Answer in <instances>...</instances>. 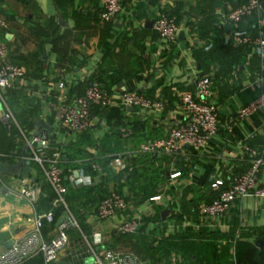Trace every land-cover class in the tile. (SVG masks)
Segmentation results:
<instances>
[{
    "label": "crops",
    "instance_id": "1",
    "mask_svg": "<svg viewBox=\"0 0 264 264\" xmlns=\"http://www.w3.org/2000/svg\"><path fill=\"white\" fill-rule=\"evenodd\" d=\"M241 2L244 0H121V9L110 24L99 19L100 0H50L47 7L38 0H0V14L7 22L6 28H0V36L8 46L7 58L26 70L16 87L26 90L31 106L38 103L34 120L50 124L53 139H48L49 152L62 154L66 146L79 143L92 154L82 159L117 155L135 166L142 154L136 151L142 137L163 135L181 119L178 93L192 86L202 73L212 78L210 98L218 109L217 128L203 148L184 145L176 160L157 156L165 169L154 192L160 195L157 200H135L124 178L111 177L105 182L110 177L107 169L92 171L86 161L75 158L83 163L71 168L73 187L105 182L108 191L121 189L127 207L105 220L96 218L95 206L82 210L85 231L70 226L68 242L50 264H93L91 244L132 250L149 264H234V236L247 232L243 238L256 242L255 236L264 226V197L237 199L218 218L200 213L212 176L243 171L248 166L244 145L264 137L263 108L243 118L237 114L258 92L256 53L231 41L232 31L249 29L254 18L234 24L226 17L227 11ZM157 6L179 8L178 24L183 33L173 42L161 40L151 28ZM195 50L211 51L214 58L200 61ZM92 74L102 76L110 99L92 110L89 128L66 130L55 117L56 104L82 92ZM125 89L142 90L164 105L160 109L123 106L121 93ZM138 121L133 136L119 133L120 126ZM36 127L34 122L24 129L30 134ZM7 131L10 134L11 128ZM14 137L13 151L19 155L24 142L19 129ZM176 171L179 174L171 176ZM27 174L46 183L38 165L33 164ZM20 177L0 174V250L11 238L32 228L34 209L45 210H38L37 203L33 208L18 194ZM260 177L264 179V165ZM195 205L197 211L193 212ZM165 206L169 211L162 219L160 212ZM134 216L139 230L119 233L117 222ZM55 232L53 224L42 227L45 238ZM38 256L25 264H41L35 259Z\"/></svg>",
    "mask_w": 264,
    "mask_h": 264
},
{
    "label": "built area",
    "instance_id": "2",
    "mask_svg": "<svg viewBox=\"0 0 264 264\" xmlns=\"http://www.w3.org/2000/svg\"><path fill=\"white\" fill-rule=\"evenodd\" d=\"M101 8L99 19L103 22L111 21L121 9V0H100ZM262 0H245L231 7L226 14L227 19L237 24L249 17L254 18L249 29L236 28L231 33V41L236 45L252 48L258 58V70L255 77L257 94L238 108L240 118L249 116L264 107V10ZM151 28L154 33L165 42H173L178 37L179 24L176 16L166 7L157 6L154 10ZM7 22L0 14V28H6ZM8 46L0 36V122L7 130L15 124L23 141L28 142L27 157L32 165L36 163L39 170L52 191L49 208L43 211L34 209L31 217L32 228L26 233L13 237L9 244L0 250V264H25L37 255L41 256V264H50L56 257L60 248L68 242V228L79 227L77 220L68 207L66 200L67 185L63 181L64 168L62 154L58 150L48 151V139L45 135L33 138L39 145L28 141V134L18 125L13 111L8 104L5 91L14 87L25 76L24 66L7 58ZM63 85L62 82L59 83ZM212 93V78L209 74H199L194 78L193 85L183 87L178 93L181 119L170 125L163 135L148 137L142 140L137 152L155 155L167 154L176 160L184 145L194 148H203L215 133L218 123V109L210 96ZM109 91L97 79L87 82L84 90L75 94L71 99L62 98L55 107V117L63 128L70 131H84L91 123V112L97 106L108 103ZM123 106L145 107L160 109L163 102L147 95L138 89H125L121 93ZM122 136H129L133 129L131 125L119 127ZM248 166L243 171L232 172L228 176L216 173L210 180V187L214 191L210 201L201 204L200 213L206 218H218L229 210L231 204L245 196L264 197V179L260 174L264 165V150L250 144L244 145ZM19 155L0 152V163H9L7 158H18ZM20 157V156H19ZM93 170L102 172L103 165L94 158H84ZM109 168L128 172L133 165L120 156H110L107 161ZM1 174V173H0ZM179 174L173 172L171 176ZM70 185L75 186V179L71 173L66 174ZM17 192L25 198L33 208L39 196H46L40 182L35 178H19ZM160 195L154 194L149 200H157ZM61 207L59 215L56 208ZM127 207L126 196L116 190L99 200L95 206V215L98 220H105ZM45 224H53L56 232L50 238L42 234ZM139 226L137 217L120 220L116 229L121 234L134 233ZM82 234H84L82 232ZM84 236H86L84 234ZM91 260L93 264H149L141 259L138 254L129 249H118L110 245L99 247L90 245Z\"/></svg>",
    "mask_w": 264,
    "mask_h": 264
},
{
    "label": "trees",
    "instance_id": "3",
    "mask_svg": "<svg viewBox=\"0 0 264 264\" xmlns=\"http://www.w3.org/2000/svg\"><path fill=\"white\" fill-rule=\"evenodd\" d=\"M168 11L176 16V20L178 22L179 8L174 7L168 9ZM110 22L111 21H108V23ZM154 34L155 36H157L156 33ZM228 47H230L229 44ZM211 53L213 52L202 51V50L194 51V55L200 61L202 59L207 60L210 57L214 58ZM91 79L99 80L101 84L106 88V85L104 84L101 75L92 74L88 77L87 82ZM5 94L8 97V104L13 111L14 117L18 125L24 130V132H26V130L24 129L26 125L34 124V122L36 123V121L34 120V115H35L34 111L36 110L38 103L34 104V106H31L32 98L28 96L25 89H23L22 87H16V85L14 87L8 88L5 91ZM139 125H140L139 121L132 123L131 126L133 132L131 136H133L135 133L138 132L137 127ZM7 132L8 131L6 130L4 124L0 122V152L15 154L13 151L16 147V143L14 141L15 138L14 135L16 132H18V127L15 124H13L11 126V133L8 134ZM153 136H159V135H147V136L144 135L141 141L148 137H153ZM248 144L252 146H256L260 150L261 149L264 150V137L261 136L259 139H257V141L252 140L251 142H248ZM20 150H19V156H20ZM104 151L105 150H103V152ZM64 153L66 154V158L63 159L62 166L63 168H66V170H64V175H63V181L67 185L66 200L70 211L72 213L75 212L77 214L78 224L83 231H85L84 230L85 226L81 220L82 210L85 209L84 208L85 206H87V208L92 207V205L96 206L101 198L109 194L110 191H108V189L103 185L109 178L116 176H118L119 178H124L125 182L127 183L128 187L130 188L133 194V198L135 200L144 201L148 197L155 194L154 192H156L158 182L161 181L163 177H165V169L161 166V162L159 161L161 158L159 159V157L166 156L171 158L167 154L155 155L150 153H142L137 156L136 159L137 164L132 167V170L128 172L118 171V170L117 172H113L107 165V161L110 158V155L104 154L101 156V154H99L95 157L92 156L94 157L95 160L99 161L103 165L104 170L107 169L108 173L110 174V177H107V179L104 180L105 182L99 183L96 186H82L79 188H75L72 185H70L69 180L66 177V174L71 173V168L78 167L79 164L83 163L76 161L75 158H80V161H82L83 157L92 154L89 153L84 148H82L79 143H73L66 146V150L64 151ZM7 159L9 162H13V157ZM85 164L90 170H92L91 166L87 162H85ZM40 184L42 186V189L45 191L46 196H39L36 202L38 210L49 208L50 206L49 202L53 195L47 183L43 184L40 182ZM207 188L209 190H207L206 192V198H207L206 201H210V199L214 195V191L211 189L210 183H209V187ZM115 190L123 193L119 188H116ZM60 211H61V207L56 208V215H59ZM196 211L197 208L195 205V207H193V212ZM138 230H139V226L136 232ZM129 234L132 233H126L122 235H129ZM244 236H248L247 232L240 234L238 237L234 236L235 238L233 241L234 251L233 254L231 255L234 260V264H264V226H262L259 229L258 233L255 236V239L261 238L262 243H260L259 241L254 242V240L244 239L243 238ZM35 259L39 263L42 261L41 256L40 257L38 256Z\"/></svg>",
    "mask_w": 264,
    "mask_h": 264
},
{
    "label": "water",
    "instance_id": "4",
    "mask_svg": "<svg viewBox=\"0 0 264 264\" xmlns=\"http://www.w3.org/2000/svg\"><path fill=\"white\" fill-rule=\"evenodd\" d=\"M261 5L264 10V1L261 2ZM182 33H183L182 30H179L178 36L181 37ZM18 81L19 80L17 79L16 82ZM0 107H1V104H0ZM129 107L134 109L133 106H129ZM36 125L37 127L30 134H28V141H31L33 145H39L38 142L33 140V138L37 135H45V137H50L53 139V133L50 132V128H51L50 124H48L47 122L37 121ZM27 152H28V142L24 141L21 146L19 159L16 162H13L11 164H8L6 162H1L0 163V173L7 172L11 175L25 177L32 166L31 160L27 157ZM65 158H66V154L62 153V159H65ZM64 170H66V168H64ZM74 172L77 173V170L74 169ZM168 211H169V208L167 206H165V208L161 210L160 214H161L162 219L165 218ZM257 241L262 243L261 238L256 239V242Z\"/></svg>",
    "mask_w": 264,
    "mask_h": 264
},
{
    "label": "rangeland",
    "instance_id": "5",
    "mask_svg": "<svg viewBox=\"0 0 264 264\" xmlns=\"http://www.w3.org/2000/svg\"><path fill=\"white\" fill-rule=\"evenodd\" d=\"M38 2L41 3V5H45V7H47L46 5H50V0H38ZM61 136H62L61 133H59L58 137L60 139H61ZM160 158H162V157H160ZM162 159H164V158H162ZM33 164L37 165L36 163H33ZM34 168H36V166H34ZM84 208L87 209V206H85ZM80 209H81V207H80ZM73 215H74L75 219L78 220V216H77V214L75 212H73Z\"/></svg>",
    "mask_w": 264,
    "mask_h": 264
}]
</instances>
